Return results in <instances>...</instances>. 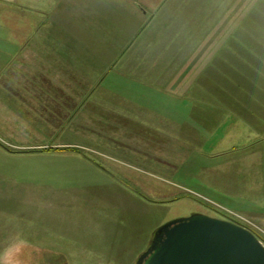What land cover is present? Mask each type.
Wrapping results in <instances>:
<instances>
[{"label": "rangeland", "instance_id": "374dc122", "mask_svg": "<svg viewBox=\"0 0 264 264\" xmlns=\"http://www.w3.org/2000/svg\"><path fill=\"white\" fill-rule=\"evenodd\" d=\"M60 40L100 76L68 121L58 103L27 117L34 57ZM67 62L47 71L73 78ZM194 214L264 247V0H0V250L19 235L22 264H139Z\"/></svg>", "mask_w": 264, "mask_h": 264}, {"label": "water", "instance_id": "95a60500", "mask_svg": "<svg viewBox=\"0 0 264 264\" xmlns=\"http://www.w3.org/2000/svg\"><path fill=\"white\" fill-rule=\"evenodd\" d=\"M139 264H264V247L243 226L194 214L160 227Z\"/></svg>", "mask_w": 264, "mask_h": 264}, {"label": "crops", "instance_id": "0c3cea01", "mask_svg": "<svg viewBox=\"0 0 264 264\" xmlns=\"http://www.w3.org/2000/svg\"><path fill=\"white\" fill-rule=\"evenodd\" d=\"M73 47L75 46H73V43L71 41L60 40L57 46H55L56 49L53 50L52 55L48 53L52 49L48 50L45 53H40L39 51L36 53V56L34 57V59L41 58L42 62L40 64L38 63L39 64L38 67L34 68L37 71V73L33 74L34 77L31 80V87L26 88V89H29L28 91L27 90L23 91V95L25 98H23V100L20 101L21 107H23L22 111H24L26 115L30 112L27 106L32 104L31 101H34V103L38 102L43 105H49L51 103H56V104L58 103L61 109H63L64 111L67 110V113H68L67 118L65 116L64 121H68L67 119L70 118L69 116L71 115L73 111V108H72L73 98L72 97L80 94V93H77L79 92L78 89L82 88V92L84 94L81 93V95H86L93 88L92 86H93L94 81H96L97 77L100 76L101 68H99L98 69L99 71H98L93 65L87 64L86 61H83V68H82V63H80V67H79L78 62L73 61L72 58L73 56L80 57L82 54L81 55L78 54L80 50L72 51L71 49ZM76 48H81V46L76 47ZM52 59L53 60L57 59V61L62 62V65H63V62L68 61L67 67L69 69L73 68V70H75L76 73L73 72V75L75 76H73L72 78L70 74H65L63 72H60L58 69L55 70V72L58 73V75L48 72L47 68H49L50 66H55L52 63ZM39 69L40 71H38ZM77 72H79L78 73L80 74L79 76H77ZM89 73H92V74H89ZM99 89L100 87H97L94 93L98 92ZM104 91H111V90L105 89ZM56 97H59L57 98V101H56ZM109 110L111 112L117 111L118 108L112 106L109 108ZM31 115L33 114L29 113L27 117H31ZM36 115H38L37 117L38 119L37 118L35 119L38 120L39 125L37 126L30 122L27 125V127H30V129L31 128L35 129V131L41 128H44V129L54 128L53 120L47 121L44 119V115H41L39 113H36ZM20 116L21 118H24V116L19 115V117ZM55 117L57 118V116ZM58 117L61 118V116H58ZM41 121H44L45 123Z\"/></svg>", "mask_w": 264, "mask_h": 264}, {"label": "clouds", "instance_id": "9594fccd", "mask_svg": "<svg viewBox=\"0 0 264 264\" xmlns=\"http://www.w3.org/2000/svg\"><path fill=\"white\" fill-rule=\"evenodd\" d=\"M26 244L22 236L15 237L12 243L0 250V264H22L20 255Z\"/></svg>", "mask_w": 264, "mask_h": 264}, {"label": "built area", "instance_id": "2783aa9c", "mask_svg": "<svg viewBox=\"0 0 264 264\" xmlns=\"http://www.w3.org/2000/svg\"><path fill=\"white\" fill-rule=\"evenodd\" d=\"M237 224V223H236Z\"/></svg>", "mask_w": 264, "mask_h": 264}]
</instances>
